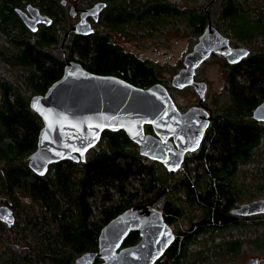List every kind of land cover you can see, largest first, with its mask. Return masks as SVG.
Here are the masks:
<instances>
[{
  "label": "trees",
  "instance_id": "trees-1",
  "mask_svg": "<svg viewBox=\"0 0 264 264\" xmlns=\"http://www.w3.org/2000/svg\"><path fill=\"white\" fill-rule=\"evenodd\" d=\"M97 1L102 0L80 4ZM104 1L110 13L100 29L66 41L69 58L93 72L118 73L138 86L156 80L155 68L112 44L108 28L137 26L143 34L177 24L195 39L212 22L250 48V54L240 64H225V101L201 147L188 153L177 176L141 156L123 130H106L86 161L64 160L39 176L30 169L28 156L37 148L43 123L28 99L44 94L63 74L59 46L67 16L60 0H0V205L15 214L11 227L0 220V264H73L81 254L98 250L101 228L112 218L154 200L165 188L169 193L161 210L166 222L187 224L176 229L175 241L155 264H220L245 245L263 251L264 234L258 233L264 219H241L231 210L243 199L264 196V124L253 118L264 100V0H209L207 10L199 5L203 0L183 7L168 0ZM29 4L51 12L52 24L30 30L16 10ZM242 166L252 171L244 190L235 184ZM192 211L197 212L194 218L187 216ZM232 230L240 234L216 241ZM203 236L205 245L190 252ZM139 240V232L132 231L125 245Z\"/></svg>",
  "mask_w": 264,
  "mask_h": 264
},
{
  "label": "water",
  "instance_id": "water-1",
  "mask_svg": "<svg viewBox=\"0 0 264 264\" xmlns=\"http://www.w3.org/2000/svg\"><path fill=\"white\" fill-rule=\"evenodd\" d=\"M105 7L106 3L97 2L84 10L73 30L82 35L93 33L88 17L98 19ZM16 10L34 32L53 22L32 4L27 11ZM75 10L73 6L71 13ZM214 52L223 53L230 64L250 54L248 48L232 47L230 39L209 22L185 56L184 68L172 80L180 89L193 86L200 104L206 99L208 85L195 80L196 70ZM30 107L43 123L37 148L28 156L30 169L39 176L64 160L86 161L87 153L100 143L106 130L125 131L141 156L160 162L174 175L188 153L201 147L211 123V113L201 106L180 111L162 83L139 87L116 75L95 73L76 60H66L62 76L44 94L32 96ZM253 118L264 122V100L254 109ZM146 126H151L152 132H147ZM167 191L165 188L154 200L135 204L112 218L101 228L98 250L81 254L73 264H94L97 258L101 260L98 264H155L176 239L163 210L154 207ZM231 211L241 217L264 214V198L243 202ZM0 220L10 227L14 224L10 206L0 205ZM132 231L139 232V242L124 245ZM259 262V257H250L243 264Z\"/></svg>",
  "mask_w": 264,
  "mask_h": 264
},
{
  "label": "rangeland",
  "instance_id": "rangeland-1",
  "mask_svg": "<svg viewBox=\"0 0 264 264\" xmlns=\"http://www.w3.org/2000/svg\"><path fill=\"white\" fill-rule=\"evenodd\" d=\"M173 2L174 4H179L182 7L188 5H194V1L189 0H168ZM207 1V2H206ZM203 0L200 2V6L204 7L206 10L210 9L209 0ZM80 3V0H79ZM70 15H67V29L70 26ZM173 27L171 29L162 31L153 35H148L145 37H141L140 40L136 43L128 42L125 40V46L127 49L134 51L140 58L145 59L149 63L156 66V75L161 80H165L166 85L170 84L172 76L183 66V59L186 53L192 50L194 44L197 42V38L193 39L190 36L187 30H181L179 28ZM67 31V30H66ZM63 38V34H62ZM231 44L233 46H241V44L232 39ZM64 44L59 46V48L63 49ZM253 47H255L253 45ZM58 49V48H57ZM61 49V51H62ZM64 50V49H63ZM63 53V52H62ZM67 55V54H66ZM225 62L224 58L220 55L211 58L206 63H204L199 70L197 71L198 77L208 83V93L206 96L205 104L210 107L214 111H218L225 101V87H226V79H227V71L223 66ZM171 92L173 94V98L175 102L180 106V108H188L189 106L196 104L199 101V97L197 93L190 88H186L185 90H177L171 87ZM30 98V97H29ZM31 99V98H30ZM28 99V100H30ZM147 132L148 127L146 126ZM138 148V146H137ZM183 167L177 171L174 175H178ZM167 171V170H166ZM169 173V172H168ZM251 167L250 166H242L237 173V178L235 180V184L238 185L239 188L243 190L248 187V185L252 182L251 175ZM170 174V173H169ZM176 175V176H177ZM248 189V188H247ZM169 193V192H168ZM168 193H165L155 204L154 207L161 210V206L165 198H167ZM257 198H264V196H258ZM252 199L241 200L239 205L243 202L251 201ZM197 212H189L187 216L193 217ZM264 219V214L257 215ZM201 214L196 215V219H199ZM241 217V216H240ZM255 217V216H251ZM248 217H241V219H247ZM188 220V219H185ZM187 223L180 222L179 225H171L176 234V229L181 230ZM240 234L237 230L226 231L222 234L216 236V241L220 239H231L234 236H238ZM259 235L264 234V230H260ZM254 238V237H253ZM206 236L200 238L197 243L190 246V252H195L201 249L205 245ZM250 257H259V264H264V250L260 251L256 249L254 246L245 245L238 253L231 255L229 259L220 263V264H243L245 260Z\"/></svg>",
  "mask_w": 264,
  "mask_h": 264
},
{
  "label": "flooded vegetation",
  "instance_id": "flooded-vegetation-1",
  "mask_svg": "<svg viewBox=\"0 0 264 264\" xmlns=\"http://www.w3.org/2000/svg\"><path fill=\"white\" fill-rule=\"evenodd\" d=\"M97 2H104V3H106V7H105V9L101 12V14H100V16H99V18L98 19H94V18H92L91 16H89L88 17V20H89V22H90V24H91V26H92V28H93V33H91V34H89V35H93V34H95V31H97V30H99L100 29V26H99V23L101 22V21H105V16H107L110 12H109V5H108V3H107V1H104V0H102V1H97ZM97 2H94V3H91V4H87V5H84V4H80L79 3V0H60V4H61V9L65 12V14H66V16L69 14L70 15V17H69V19H70V26H69V28L67 29V31L65 32V34H64V36H63V39H62V42H61V45H62V43L64 44V46H63V49H62V52H63V56H64V65H65V63H66V60H74V59H70L69 58V56H68V54H67V45H66V41H68V40H70V38L72 37V35H74V34H78V33H76L74 30H73V27L75 26V24L81 19V14H82V12L84 11V10H86V9H88V8H91L95 3H97ZM28 6V5H27ZM27 6L23 9V8H18V9H21V10H23V11H27ZM73 6H75L76 7V10L73 12V14L71 13V8L73 7ZM36 7V6H35ZM39 8V7H38ZM40 9V11L42 12V13H44V14H47V15H49L53 20H54V15L51 13V12H45V11H43L41 8H39ZM20 16V15H19ZM21 18V17H20ZM131 18H127L125 21H127V20H130ZM212 23V22H211ZM213 24V23H212ZM214 25V24H213ZM66 26H68V24L66 23ZM215 26V25H214ZM40 27V26H39ZM216 27V26H215ZM138 27L137 26H133L132 28H130V29H128V28H126V29H119V30H114L113 28H108V29H105L106 31H107V33H109L110 34V38H111V41H112V44L113 45H116L117 47H119V49L120 50H122V51H124V52H127V53H129V54H132L135 58H137V59H139V60H142L144 63H146L147 65H149V66H152L153 68H155V77H156V80L155 81H153L152 82V84H154V83H162L167 89H168V91H169V93L171 94V96H172V98H173V94H172V92H171V87H173V88H175V89H177V90H185L186 88H190V87H192V89L196 92V90H195V88L193 87V86H189V87H185V88H182V89H180V88H177V87H175L173 84H172V80H173V77L182 69V68H184V59H183V66L172 76V78H171V81H170V84L167 86L166 85V83H165V80H161L160 78H158L157 77V75H156V66L155 65H153V64H151V63H149L148 61H146L145 59H142V58H140L134 51H132V50H129V49H127L126 48V46H125V40H127L128 42H133V43H136V42H138L139 40H140V38L141 37H145V36H148V35H153V34H156L155 33V31H153V30H149V31H145L143 34H141L140 32H139V30L137 29ZM217 28V27H216ZM39 29V28H38ZM218 29V28H217ZM185 30V29H184ZM187 30V29H186ZM219 30V29H218ZM220 31V30H219ZM222 33V32H221ZM66 34H68L67 36H66ZM223 34V33H222ZM78 35H82V34H78ZM224 35V34H223ZM86 36H88V35H86ZM224 36H226V35H224ZM226 37H228V36H226ZM199 38V37H198ZM229 39H230V37H228ZM198 41V40H197ZM230 45L232 46V47H245V48H248V47H246V46H243V45H241V46H233L232 44H231V39H230ZM67 48V49H66ZM249 50H250V48H248ZM251 51V50H250ZM190 52V51H189ZM188 52V53H189ZM188 53H186L185 54V56L188 54ZM67 54V55H66ZM217 55H220V56H222L223 58H224V60H225V62L223 63V66H224V68H225V64L227 63V64H229V65H236V64H230V63H228V61H227V59H226V57H225V55L223 54V53H221V52H214V53H212V55L208 58V59H206L198 68H197V70H196V74H195V80L196 81H204V80H202V79H200L199 77H198V74H197V71L199 70V68L204 64V63H206L208 60H210L211 58H213V57H216ZM185 56H184V58H185ZM249 56V55H248ZM247 56V57H248ZM246 58V57H245ZM244 58V59H245ZM243 59V60H244ZM243 60L241 61V62H239V63H237V64H240V63H242L243 62ZM226 69V68H225ZM95 73H97V72H95ZM98 74H102V73H98ZM106 75H116V76H119V77H121V78H123V79H125V80H127L126 78H125V76H123V75H121V74H118V73H107ZM127 81H129V80H127ZM130 82V81H129ZM204 82H206V81H204ZM226 82H227V79H226ZM131 83H133V82H131ZM207 83V82H206ZM133 84H135V83H133ZM152 84H149V85H146V86H139V87H143V88H146V87H149L150 85H152ZM136 85V84H135ZM207 85H208V83H207ZM138 86V85H137ZM226 88V87H225ZM208 89H209V87L207 88V92H206V96H207V93H208ZM197 93V92H196ZM197 95H198V97H199V101L196 103V104H193V105H191V106H189L188 108H180V106L176 103V105H177V107L180 109V111H182V112H185L186 110H188L189 108H191V107H194V106H201V107H203L204 109H206V110H208L210 113H211V123H210V125H209V127H208V129H207V131L210 129V127H211V125H213L214 124V122H215V117H216V115H218V111L216 112V111H214V110H212L210 107H208L206 104H205V102H206V99L203 101V103L202 104H200V96H199V94L197 93ZM173 100H174V98H173ZM175 101V100H174ZM260 122V121H259ZM260 123H262V124H264V122H260ZM207 131H206V133H205V136H204V138L206 137V135H207ZM151 132H152V128H151ZM204 140V139H203ZM202 145V144H201ZM258 215H260V214H258ZM139 242V241H138ZM137 242V243H138ZM125 245V244H124Z\"/></svg>",
  "mask_w": 264,
  "mask_h": 264
}]
</instances>
